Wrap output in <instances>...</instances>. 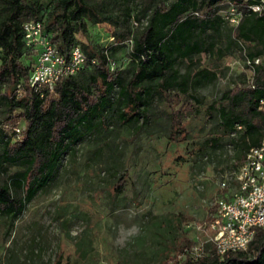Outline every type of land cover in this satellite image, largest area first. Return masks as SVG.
<instances>
[{
    "label": "trees",
    "instance_id": "obj_1",
    "mask_svg": "<svg viewBox=\"0 0 264 264\" xmlns=\"http://www.w3.org/2000/svg\"><path fill=\"white\" fill-rule=\"evenodd\" d=\"M113 1L121 5L120 14L110 5ZM128 2L50 0L45 5L41 0H0V215L12 221L20 217L53 180L64 156L102 126L116 106L121 124L135 127L141 119L148 120L155 100L163 99L172 132H187L182 116L202 103L196 89L213 83L218 75L209 69L182 73L179 64H192L196 55L215 49V36L222 34L232 10L240 21L228 46L237 44L244 50L253 75L207 105V114L218 125V135L210 140L218 145L228 138L234 146L232 171L263 140V0H144L137 13ZM256 4L263 5L261 12L252 9ZM30 18L44 22L62 53L80 44L86 55L85 66L62 78L53 91L36 90L28 83L33 61L25 44L24 21ZM142 19L146 24L134 32L131 20ZM89 21L113 24L115 43L107 48L81 43L77 33L85 34ZM128 40L131 69L124 76L114 66L115 54ZM176 136L170 137L176 141ZM126 180L123 177L117 192H125ZM187 257L179 264H264V227L256 229L246 250L225 257L215 250L198 259Z\"/></svg>",
    "mask_w": 264,
    "mask_h": 264
},
{
    "label": "rangeland",
    "instance_id": "obj_2",
    "mask_svg": "<svg viewBox=\"0 0 264 264\" xmlns=\"http://www.w3.org/2000/svg\"><path fill=\"white\" fill-rule=\"evenodd\" d=\"M41 1L46 5L50 0ZM128 4L137 13L144 0ZM110 5L120 14V4ZM145 24L142 19L129 25L137 32ZM236 26L230 20L215 36L214 50L196 55L192 64H179L182 73L209 69L218 75L196 89L202 103L182 116L187 132H172L163 99H156L148 120L141 119L135 127L121 124L116 106L102 126L64 156L53 180L20 217L12 221L0 215V264H179L188 258L192 247L205 240L198 227L210 218L236 159L228 138L213 145L217 119L206 110L242 78L253 75L244 50L228 46ZM115 29L111 23L89 21L87 32L77 37L81 43L107 48L116 41ZM130 50L128 40L115 54L114 66L124 76L131 69ZM123 177L126 190L119 193ZM129 207L137 210L135 220L142 231L126 247H118L113 229L127 223L122 210Z\"/></svg>",
    "mask_w": 264,
    "mask_h": 264
},
{
    "label": "built area",
    "instance_id": "obj_3",
    "mask_svg": "<svg viewBox=\"0 0 264 264\" xmlns=\"http://www.w3.org/2000/svg\"><path fill=\"white\" fill-rule=\"evenodd\" d=\"M252 9L261 12L263 5H253ZM226 18L236 25L240 21L233 10ZM24 33L28 57L33 61L28 83L36 90L53 91L62 78L75 75L85 66L87 59L81 45H74L68 54L62 53L41 20L26 19ZM230 178L221 183V194L212 205L210 218L198 227L205 233V240L192 247L189 255L194 259L207 255L209 250H215L221 257L246 250L256 229L264 227V138L249 149Z\"/></svg>",
    "mask_w": 264,
    "mask_h": 264
},
{
    "label": "clouds",
    "instance_id": "obj_4",
    "mask_svg": "<svg viewBox=\"0 0 264 264\" xmlns=\"http://www.w3.org/2000/svg\"><path fill=\"white\" fill-rule=\"evenodd\" d=\"M126 216L127 223H121L114 226V243L118 247H126L141 234V225L136 222L137 210L129 207L122 210Z\"/></svg>",
    "mask_w": 264,
    "mask_h": 264
}]
</instances>
